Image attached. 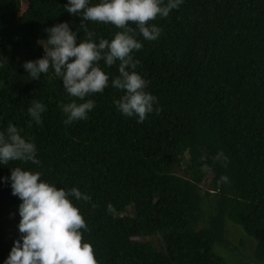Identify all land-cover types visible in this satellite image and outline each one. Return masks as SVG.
Masks as SVG:
<instances>
[{
    "label": "trees",
    "instance_id": "trees-1",
    "mask_svg": "<svg viewBox=\"0 0 264 264\" xmlns=\"http://www.w3.org/2000/svg\"><path fill=\"white\" fill-rule=\"evenodd\" d=\"M66 3L0 0V130L22 129L40 161H10L0 177L19 166L87 192L90 201L73 202L98 264H264V0H184L149 21L162 28L156 40L137 30L136 71L160 107L141 123L113 103L123 94L111 86L119 61L99 62L109 85L70 124L59 104L76 98L61 79L51 69L29 79L22 65L44 55L46 28L67 21L87 38ZM85 23L97 41L120 31ZM33 99L46 105L41 124L27 112ZM219 151L226 162L213 159ZM20 203L0 181V264L21 235Z\"/></svg>",
    "mask_w": 264,
    "mask_h": 264
},
{
    "label": "clouds",
    "instance_id": "clouds-1",
    "mask_svg": "<svg viewBox=\"0 0 264 264\" xmlns=\"http://www.w3.org/2000/svg\"><path fill=\"white\" fill-rule=\"evenodd\" d=\"M184 0H67L64 5L69 14L82 18L81 24L87 38L80 39L67 21L45 29L47 38L38 41L44 48V55L35 60L23 62L29 79H40L41 74H51L61 79L66 93L75 97L59 107L65 114V124L86 119L95 107L94 93H102L109 85V74L105 67L118 63V75L111 79V86L123 94L113 99L116 109L128 117L135 116L138 123L147 115L159 113L158 98L148 92V81L136 71L140 63L134 58V51L143 47L137 38V30L143 40H156L162 28L149 23L157 16L167 17L171 10L178 9ZM112 24L120 31L111 39H94L95 33L88 30L85 22ZM135 24L132 28L129 24ZM3 60H0V66ZM77 100L81 102H77ZM155 105V107H154ZM46 105L33 99L27 112L36 124L42 123ZM22 129L11 121L0 130V166L10 161H30L39 164L37 146L22 135ZM214 160L226 162L227 156L219 151ZM40 171L11 167L10 175L0 177L9 182L11 192L20 198L18 206L21 234L11 247L3 264H98L93 246L82 240L81 229L87 231L86 221L73 200L90 201L87 192L78 187H58L41 179ZM227 176L220 180L227 181ZM111 205H108L111 210Z\"/></svg>",
    "mask_w": 264,
    "mask_h": 264
},
{
    "label": "rangeland",
    "instance_id": "rangeland-1",
    "mask_svg": "<svg viewBox=\"0 0 264 264\" xmlns=\"http://www.w3.org/2000/svg\"><path fill=\"white\" fill-rule=\"evenodd\" d=\"M231 225H232V224H231ZM230 227H231V226H230ZM233 228H237V229H239V230L241 231V229H240L239 227H237V226H234V225H233ZM237 234H238L239 236H241L240 233L237 232ZM230 239H231L232 241H235L236 243H239V239L237 238L235 231H234V233H233V232L230 233ZM249 242H250V241H249ZM250 243H251V242H250Z\"/></svg>",
    "mask_w": 264,
    "mask_h": 264
}]
</instances>
